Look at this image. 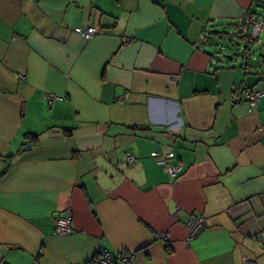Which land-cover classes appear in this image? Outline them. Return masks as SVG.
Wrapping results in <instances>:
<instances>
[{"label": "crops", "instance_id": "1", "mask_svg": "<svg viewBox=\"0 0 264 264\" xmlns=\"http://www.w3.org/2000/svg\"><path fill=\"white\" fill-rule=\"evenodd\" d=\"M262 7L0 0V264H93L100 251L264 264V96L252 113L244 101L264 91V54L234 66L202 43ZM92 27L91 39L77 32ZM153 153L173 154L179 173ZM70 216L73 232L56 234ZM191 217L207 225L192 238Z\"/></svg>", "mask_w": 264, "mask_h": 264}, {"label": "built area", "instance_id": "2", "mask_svg": "<svg viewBox=\"0 0 264 264\" xmlns=\"http://www.w3.org/2000/svg\"><path fill=\"white\" fill-rule=\"evenodd\" d=\"M240 31H244L245 29L249 30L250 33V39L257 40L258 42L261 41L262 33L264 32V20L263 19H257L253 16H246L243 21L240 23V26L238 28ZM77 32L84 37L85 39H91L94 36L100 34V32L95 28H80L77 29ZM239 33L237 31H231L228 35L224 37V41L234 43L235 39L239 38ZM247 56H245L246 60ZM245 71L248 72L249 69L245 66ZM237 89V86H233V90ZM264 96V91H254L247 95V100L250 105V112L253 111V109L256 107V105L259 103L260 99ZM238 95L234 94L232 99L234 101H237ZM44 99L48 101L49 103H54L56 101H64V98L58 97L56 95H45ZM152 156L161 164L165 165V170L167 173L174 177L176 176L179 171L181 170L178 166H171L169 164V160L173 158V154H169L167 156L160 155L158 153H153ZM124 160L127 164H131L135 162V157L132 155H126L124 157ZM71 221L72 217H65V218H57L55 223V233L61 236L70 235L73 230L71 227ZM183 226L186 227L190 231V238L200 235L201 233L205 232L207 229L206 221L204 218H195L191 217L188 221L183 223ZM158 239L166 240L167 235L161 234L158 236ZM260 244L264 246V237L260 239ZM135 257L133 253H129L126 251L119 252L118 255L111 254L108 251H100L95 255V257L92 260L93 264H114V262L119 261L124 264H129L131 260Z\"/></svg>", "mask_w": 264, "mask_h": 264}, {"label": "rangeland", "instance_id": "3", "mask_svg": "<svg viewBox=\"0 0 264 264\" xmlns=\"http://www.w3.org/2000/svg\"><path fill=\"white\" fill-rule=\"evenodd\" d=\"M258 14L264 19V7L258 10ZM246 46H248L247 50ZM205 48L213 54V58L226 64L241 66L245 62L246 53L249 56L248 61L250 62L253 59L252 56H257L258 58L264 54V32L262 33L260 42L249 45L246 42H238L237 40L234 43L226 42L218 36L212 35L207 37ZM228 57H231L232 60H229Z\"/></svg>", "mask_w": 264, "mask_h": 264}, {"label": "trees", "instance_id": "4", "mask_svg": "<svg viewBox=\"0 0 264 264\" xmlns=\"http://www.w3.org/2000/svg\"><path fill=\"white\" fill-rule=\"evenodd\" d=\"M250 16H253V17H255V18H257V19H263L262 17H258V16H256L255 14H252V15H250ZM264 20V19H263ZM239 26H240V23L236 26V28H237V30H238V33H239V38H241L242 40H244L246 43H247V45H249V44H253V43H255V42H258L257 40H252V39H250V33H249V30L248 29H246L245 31H240L238 28H239ZM236 30V31H237ZM213 35H215V36H218L219 38H221V39H223L224 40V37L226 36V35H228V34H225L224 36H221V34H214L213 33ZM206 40V39H205ZM247 48H248V46H246V50H247ZM246 55H247V58H246V61L247 60H249L248 58H249V56H248V54L246 53ZM248 68V67H247ZM249 69V71L248 72H250L251 71V69L250 68H248ZM238 88L239 87H237V89H234L233 90V95L234 94H237L238 95V98H239V94H238ZM254 91H260V90H246L245 91V95H244V101L248 104V111L250 110V105H249V102H248V100H247V95L249 94V93H251V92H254ZM238 98H237V101H238ZM261 100V99H260ZM239 101H240V99H239ZM260 102V101H259ZM258 105V104H257ZM257 105H256V107H257ZM255 107V108H256ZM254 108V109H255ZM254 109H253V111H254ZM252 111V112H253ZM252 112H250L249 111V113H252ZM32 138H37V137H32ZM118 263H121V264H124V263H122V262H119V261H116V262H114V264H118ZM131 263V262H130ZM129 263V264H130Z\"/></svg>", "mask_w": 264, "mask_h": 264}, {"label": "water", "instance_id": "5", "mask_svg": "<svg viewBox=\"0 0 264 264\" xmlns=\"http://www.w3.org/2000/svg\"><path fill=\"white\" fill-rule=\"evenodd\" d=\"M202 43H203V45H206V42H203L202 41ZM228 59L229 60H231V57H228ZM51 137H55V138H57V137H61L62 136V131L61 130H59V129H55V130H52L51 131ZM31 149V145H27V147H25V148H23V151H26V150H30Z\"/></svg>", "mask_w": 264, "mask_h": 264}]
</instances>
